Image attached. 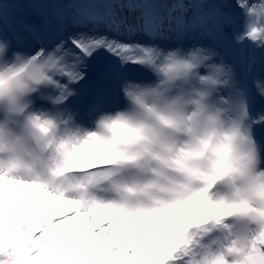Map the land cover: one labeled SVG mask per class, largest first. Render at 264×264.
<instances>
[{"label": "snow or ice", "instance_id": "obj_1", "mask_svg": "<svg viewBox=\"0 0 264 264\" xmlns=\"http://www.w3.org/2000/svg\"><path fill=\"white\" fill-rule=\"evenodd\" d=\"M0 264H264V0H0Z\"/></svg>", "mask_w": 264, "mask_h": 264}, {"label": "rangeland", "instance_id": "obj_2", "mask_svg": "<svg viewBox=\"0 0 264 264\" xmlns=\"http://www.w3.org/2000/svg\"><path fill=\"white\" fill-rule=\"evenodd\" d=\"M257 56H258V58H259V57L261 56V53L257 52ZM149 255L152 256L153 254L150 253ZM154 258H158V257H154Z\"/></svg>", "mask_w": 264, "mask_h": 264}, {"label": "bare ground", "instance_id": "obj_3", "mask_svg": "<svg viewBox=\"0 0 264 264\" xmlns=\"http://www.w3.org/2000/svg\"><path fill=\"white\" fill-rule=\"evenodd\" d=\"M157 251L159 252V251H161V250L158 249Z\"/></svg>", "mask_w": 264, "mask_h": 264}]
</instances>
